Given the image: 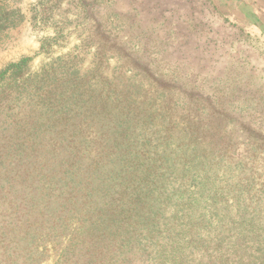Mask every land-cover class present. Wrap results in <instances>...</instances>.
I'll return each mask as SVG.
<instances>
[{"label": "rangeland", "instance_id": "1", "mask_svg": "<svg viewBox=\"0 0 264 264\" xmlns=\"http://www.w3.org/2000/svg\"><path fill=\"white\" fill-rule=\"evenodd\" d=\"M258 2L248 1L256 13ZM256 13L241 21L217 0H0V238L21 231L11 226L21 215L14 202L35 206L46 194L11 189L61 168L74 152L56 145L97 122L91 114L130 108L161 135L232 156L240 179H255L251 169L264 175V24ZM86 153L88 165L100 162L97 151ZM43 226L23 250L56 264L71 234L58 229L62 239L44 242Z\"/></svg>", "mask_w": 264, "mask_h": 264}, {"label": "trees", "instance_id": "2", "mask_svg": "<svg viewBox=\"0 0 264 264\" xmlns=\"http://www.w3.org/2000/svg\"><path fill=\"white\" fill-rule=\"evenodd\" d=\"M90 116L97 122L75 126L69 144L56 145L74 152L61 168L43 172L30 189H11L46 194L35 204L41 208L13 203L21 215L11 226L21 231L0 238V264H39L23 245L41 225L44 242L63 237L53 234L58 229L71 234L56 264H264V175L251 169L255 179H240L232 156L161 135L130 108ZM96 133L97 150H89ZM93 150L94 166L85 160Z\"/></svg>", "mask_w": 264, "mask_h": 264}, {"label": "crops", "instance_id": "3", "mask_svg": "<svg viewBox=\"0 0 264 264\" xmlns=\"http://www.w3.org/2000/svg\"><path fill=\"white\" fill-rule=\"evenodd\" d=\"M249 0H217V2L221 5V7L227 9V11L233 14V17L238 20L245 21L247 16L253 15L254 10L251 9V5L248 3ZM259 0H257L258 2ZM260 3V9L256 15L261 19V22L264 24V1L262 0ZM257 7V6H256ZM249 8V9H248ZM257 9H259L257 7ZM257 24L261 27L260 23L256 21Z\"/></svg>", "mask_w": 264, "mask_h": 264}]
</instances>
